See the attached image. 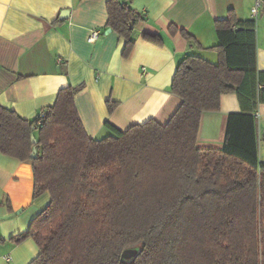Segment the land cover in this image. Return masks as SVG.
<instances>
[{
  "label": "trees",
  "instance_id": "1",
  "mask_svg": "<svg viewBox=\"0 0 264 264\" xmlns=\"http://www.w3.org/2000/svg\"><path fill=\"white\" fill-rule=\"evenodd\" d=\"M130 3L105 2L106 27L124 39V58L142 19ZM214 29L218 42L207 50L217 61L188 53L178 62L169 90L181 103L164 125L151 119L118 131L106 123L111 135L89 138L74 104L81 86L60 89L33 120L0 106V153L30 163L33 199L49 196L11 239L35 242L28 264H264V164L254 114L264 104V71L256 66L255 22L230 10ZM169 33L202 49L184 30L171 25ZM143 40L162 45L156 35ZM230 93L243 110L228 114L221 148L198 147L202 114L218 111ZM116 105L107 101V111ZM126 249L138 252L124 261Z\"/></svg>",
  "mask_w": 264,
  "mask_h": 264
},
{
  "label": "crops",
  "instance_id": "2",
  "mask_svg": "<svg viewBox=\"0 0 264 264\" xmlns=\"http://www.w3.org/2000/svg\"><path fill=\"white\" fill-rule=\"evenodd\" d=\"M106 1L0 0V106L33 120L54 104L60 89L81 86L74 104L89 138L111 135L106 123L118 131L151 119L164 125L181 103L169 90L178 62L195 53L215 63L216 54L207 50L218 42L214 21L230 10L239 21L255 22L256 66L264 71V5L253 18L254 0H131L142 19L132 28L126 58L124 39L106 27ZM171 25L202 49L179 33L171 35ZM92 31L99 36L89 43ZM144 35L159 36L162 45ZM107 101L117 103L111 113ZM242 110L235 93L222 95L219 110L201 116L197 146L221 148L228 114ZM254 114L264 164V104ZM32 188L30 163L0 153V264H28L38 254L31 238L11 241L49 202L47 193L33 199Z\"/></svg>",
  "mask_w": 264,
  "mask_h": 264
},
{
  "label": "built area",
  "instance_id": "3",
  "mask_svg": "<svg viewBox=\"0 0 264 264\" xmlns=\"http://www.w3.org/2000/svg\"><path fill=\"white\" fill-rule=\"evenodd\" d=\"M264 5V2L263 1H261V0H254V4H253V6L251 7V10H250V12H251V16L253 17V18H255L257 15H258V13H259V11H260V8L262 7ZM99 36V32L98 31H92L91 33H90V35H89V37L87 38V41L89 42V43H92V42H94L95 40H96V38ZM40 119H42V116H40Z\"/></svg>",
  "mask_w": 264,
  "mask_h": 264
},
{
  "label": "water",
  "instance_id": "4",
  "mask_svg": "<svg viewBox=\"0 0 264 264\" xmlns=\"http://www.w3.org/2000/svg\"><path fill=\"white\" fill-rule=\"evenodd\" d=\"M264 2V0H261ZM109 31V29L107 30ZM31 142L33 144H35L36 140L34 139V137H31ZM36 157V149L33 148L32 152L30 154V158H35ZM138 250L137 249H126L122 252L121 254V259L124 261H129L130 259H132L136 254H137Z\"/></svg>",
  "mask_w": 264,
  "mask_h": 264
}]
</instances>
